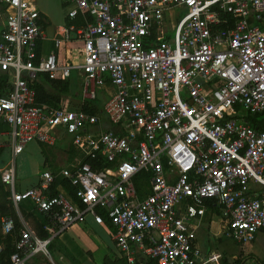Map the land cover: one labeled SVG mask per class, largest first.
I'll return each instance as SVG.
<instances>
[{
	"label": "built area",
	"instance_id": "obj_1",
	"mask_svg": "<svg viewBox=\"0 0 264 264\" xmlns=\"http://www.w3.org/2000/svg\"><path fill=\"white\" fill-rule=\"evenodd\" d=\"M67 19L82 18L74 33L81 65L60 64L55 51L38 52L43 23L34 0H0V126L13 156L30 143L53 147L63 133L82 158L55 174L43 171L36 187L18 189L14 165L0 181L17 206L30 202L48 220L41 239L23 229L6 263L37 264L49 257L54 237L87 216L105 213L126 264H219L202 255L196 236L206 204L215 203L225 237L250 245L264 231V0H63ZM182 10V15H175ZM168 31L173 32L172 38ZM81 77L82 106L110 87L102 111L113 127L93 132L100 120L84 110L37 105L29 84L37 74ZM88 159L89 162H84ZM56 178L75 188V199ZM4 236L11 217L0 220Z\"/></svg>",
	"mask_w": 264,
	"mask_h": 264
},
{
	"label": "crops",
	"instance_id": "obj_2",
	"mask_svg": "<svg viewBox=\"0 0 264 264\" xmlns=\"http://www.w3.org/2000/svg\"><path fill=\"white\" fill-rule=\"evenodd\" d=\"M34 1L40 12L43 23L42 36L38 42L39 54L46 55L50 51H55L60 64L62 65L72 64L76 66L81 65L82 43L77 39L74 33L72 34L69 33L68 40H62V44L58 49H55L54 47V40L63 37L70 27L78 28L79 26H81L83 24L82 18L79 16V18L76 19H72V20L67 19L65 16L66 10L64 8L63 0H42V1L34 0ZM5 18H6L5 13L3 12V9L0 7V33L4 29ZM67 22L69 23V26L66 25ZM1 76H5V81L0 83V89L1 90L8 89V87H6L7 86L6 81H8L10 77L7 74ZM68 83H69L68 95L61 97L60 101L64 100L65 102H67L68 106L69 104L72 105L73 102V104L77 106V109L74 111L80 109L83 110V108H87L86 106H82L81 77L79 70H72L70 72ZM107 89L110 90L109 93L106 92ZM105 90L106 91H102V92L106 95V99H107L108 94L112 93V89L108 87ZM6 93H3L2 95ZM98 99L99 97L97 98V101ZM94 102L95 101H93L88 106V109L94 106L93 104ZM104 102L105 101H103V103ZM103 103L101 104L100 111L95 114L99 117L100 125L99 127H94L90 129V131L101 132V131L113 130L112 129L113 127H111V125L108 123L107 118L105 117L102 111ZM103 116L105 117V120L103 119ZM66 140L67 143L65 144V148L63 151H60L58 149H53L54 151L52 150V148L55 147L56 143H61V142L64 143ZM56 143L53 147H46L38 143H30L25 147L26 149L24 148L23 152L20 155L14 157L11 148L9 133L7 132V129L2 128L0 126V148L2 149V153L0 155V171L5 167H7L10 163H12L14 165L15 175L18 178V189L25 190L28 188L36 187L39 182V175L43 171H51L50 169L47 168V166H50L48 162L50 158L47 155L48 153H54L57 155L52 160L54 162L53 164H51L52 169L57 166L58 167L63 166L66 161L69 162L70 156L72 157L71 161L69 163L67 162V164L63 167V169H66L67 167H69L71 163L82 158V154L72 145L71 137L69 135L60 133ZM45 148L50 149V151H47V149ZM45 151L46 154L44 156ZM21 157L24 158L26 166L23 168H21L22 166H20L17 169L16 161L20 160ZM58 161L59 163H57ZM6 193L8 194L9 200L11 201L9 193L8 192ZM12 205L18 216L17 229L14 219L11 217L14 221V233L12 236H8L12 238L13 252H14V239L18 237L19 233L23 229H28L34 235H36L34 232V227L36 225L38 226L41 225L43 230L47 233L48 237H50L51 234L47 229L49 226L47 218L41 212H39L32 203L22 202L17 206H15L13 203ZM22 214H24L25 216H23ZM225 224H226L225 217L222 211L220 210V208L215 203L208 202L206 204L205 213L202 219L200 220L197 236H196V247L199 249L202 255H208L210 253L221 255V251L217 249V247L219 246L221 249L224 248L223 242L227 240L231 241V243L239 245L233 242L231 239L225 237V235L223 234L224 233L223 228ZM113 230L114 229L111 224L108 225L104 222V225H98L94 222L92 217L87 216L82 224L73 225L69 229L63 231L60 235L54 238L59 239L62 245L67 249V251L79 264H96L93 256L96 252H98L101 249L104 252V257L107 255L109 257L112 256L113 264H118L119 261L124 262L125 259L121 256V254L117 251L116 247L114 246L111 237V233L113 232ZM262 234H264V231L258 233L254 241L250 245L247 246L239 245V246L251 247L254 243H256V246L258 248L264 247L263 245L259 246V244L257 243L258 236ZM3 250H4V244L0 243V254L2 253ZM50 253L51 251L49 250V257H50ZM52 253H57L61 258L65 260V263L67 262L68 264H72L58 251H53ZM9 256L2 257V259H0V262L6 263ZM43 259L46 258L42 256L36 257L35 262L37 264H44ZM221 260H222V255H221ZM221 260L219 264H221ZM143 261L145 260L142 257L141 262Z\"/></svg>",
	"mask_w": 264,
	"mask_h": 264
},
{
	"label": "trees",
	"instance_id": "obj_3",
	"mask_svg": "<svg viewBox=\"0 0 264 264\" xmlns=\"http://www.w3.org/2000/svg\"><path fill=\"white\" fill-rule=\"evenodd\" d=\"M69 26V23L66 24ZM2 77V78H1ZM0 77V83L5 81V76ZM30 88L35 93V101L37 105H47L50 107H57L58 103L60 101V98L63 96L68 95L69 92V83L68 80H50L47 75L45 74H37L36 78L29 84ZM8 89L1 90L0 89V95L3 93H6ZM94 106L90 109L83 108V110L89 114H96L101 109V104H98V101L96 100L94 103ZM259 116L255 117H246L245 120H247V123L260 131H264V125H263V118H258ZM2 153V149L0 148V155ZM84 162H89L88 159H84ZM62 186L70 197L75 199V188H73L70 183L61 178H56L51 185L49 189L50 196L56 195L55 187ZM97 213L101 216L103 221L110 225L105 213L101 210H96ZM25 216L24 214H22ZM3 217H12L15 221L16 229L18 227V216L15 212V209L11 203V201L8 198V194L4 191L3 185L0 181V220ZM0 231H1V225H0ZM35 234L41 238L46 239L48 238L47 233L43 230L42 226L36 225L34 227ZM2 233V231H1ZM0 233V243L4 244V250L0 254V259L2 257H8L11 253H13V246H12V238L8 236H3ZM49 250L51 252L58 251L62 256H64L68 261H70L72 264H79L76 262V260L71 256V254L67 251V249L62 245V243L57 238H53L49 244ZM124 261L123 263H125ZM142 264H156L154 261L145 260L142 262ZM233 264H242V261H236ZM258 264H264V262H259Z\"/></svg>",
	"mask_w": 264,
	"mask_h": 264
},
{
	"label": "rangeland",
	"instance_id": "obj_4",
	"mask_svg": "<svg viewBox=\"0 0 264 264\" xmlns=\"http://www.w3.org/2000/svg\"><path fill=\"white\" fill-rule=\"evenodd\" d=\"M38 1H42V0H38ZM175 15L179 14L182 15L183 12L182 10H175ZM169 37L172 38L173 32L168 31ZM107 93L110 92V90L107 89L106 91ZM102 94L99 95V99H98V104H102L103 101H105L106 99V95L101 92ZM77 102V101H74ZM69 109L71 110H76L77 106L73 104L72 105L69 104ZM258 118H262V117H258ZM103 119L105 120V117L103 116ZM67 143V140L63 143H56L55 147L52 148L53 149H58L60 151H63L65 148V144ZM26 149V148H25ZM47 149V151H50V149ZM57 150V151H58ZM26 151V150H25ZM24 151V153H25ZM54 151V150H53ZM46 154V151L44 153V156ZM49 158V165L47 166L48 169H50L51 171H53L55 174L59 173L61 171V169H63V167L67 164L68 161L65 162V164L61 167H54L52 169L51 164H53L54 162L52 161L54 159V157H56L57 155L54 153H48L47 154ZM70 155V154H69ZM53 156V157H52ZM73 156V153H72ZM72 157L70 156L69 158V162L71 161ZM68 162V163H69ZM59 163V161L57 162ZM20 166H22L21 168L26 166L25 160L23 157H21L20 160L16 161V168L18 169ZM17 181L18 178L16 177ZM259 246H264V234L259 235L258 236V240H257ZM223 246L224 248H220L219 246L217 247V249H219L221 251V255H222V260H221V264H233L236 261H242V264H258L259 262H264V247H260L258 248L256 246V243H254L251 247H241L239 245H236L234 243H231V241H225L223 242ZM94 260L96 262V264H113L112 262V256H105L104 257V252L103 250H99L98 252H96L94 254ZM44 264H68L67 262L65 263V260L63 258H61L57 253H50V257L43 259ZM118 264H124L123 261H119Z\"/></svg>",
	"mask_w": 264,
	"mask_h": 264
}]
</instances>
